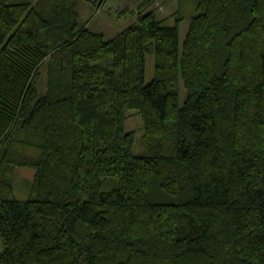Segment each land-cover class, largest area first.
I'll use <instances>...</instances> for the list:
<instances>
[{
    "label": "trees",
    "instance_id": "obj_1",
    "mask_svg": "<svg viewBox=\"0 0 264 264\" xmlns=\"http://www.w3.org/2000/svg\"><path fill=\"white\" fill-rule=\"evenodd\" d=\"M153 2L106 40L76 0H0V264H264V0H179L182 56Z\"/></svg>",
    "mask_w": 264,
    "mask_h": 264
},
{
    "label": "rangeland",
    "instance_id": "obj_2",
    "mask_svg": "<svg viewBox=\"0 0 264 264\" xmlns=\"http://www.w3.org/2000/svg\"><path fill=\"white\" fill-rule=\"evenodd\" d=\"M30 0H10V3H20ZM38 1V0H36ZM77 13L79 15V27H86L94 33L104 35L106 40H112L123 31L137 22L138 13L147 0H76ZM193 3L180 6L179 0H154L153 4L143 10V14L153 12L159 21L167 27H174L179 24L180 30V55L183 54L184 42L188 34L191 19L195 15ZM181 11L180 14H177ZM176 15V16H175ZM155 77V58L153 54L146 56L145 83L149 84ZM187 97L182 80L180 81V105L183 106ZM127 133L134 135V153L139 157H146L148 154L143 147V136L145 134L142 119L137 111L127 112L125 122ZM34 171L18 169L16 182L14 184V197L22 202L28 200L25 191V184L31 181ZM170 196L158 195L152 198L155 203L171 201ZM2 243L0 239V251Z\"/></svg>",
    "mask_w": 264,
    "mask_h": 264
}]
</instances>
